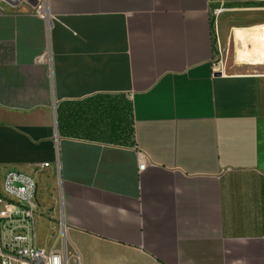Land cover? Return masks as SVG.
Here are the masks:
<instances>
[{
	"label": "crops",
	"instance_id": "0c3cea01",
	"mask_svg": "<svg viewBox=\"0 0 264 264\" xmlns=\"http://www.w3.org/2000/svg\"><path fill=\"white\" fill-rule=\"evenodd\" d=\"M218 1L0 0V178L34 177L36 246L264 264V0Z\"/></svg>",
	"mask_w": 264,
	"mask_h": 264
},
{
	"label": "built area",
	"instance_id": "2783aa9c",
	"mask_svg": "<svg viewBox=\"0 0 264 264\" xmlns=\"http://www.w3.org/2000/svg\"><path fill=\"white\" fill-rule=\"evenodd\" d=\"M10 1V0H9ZM222 10H214L218 15ZM44 17L42 5L35 9ZM140 155L139 169L146 158ZM44 163L43 166H47ZM41 165L35 166L39 171ZM37 183L31 173L20 169L5 171L0 178V259L1 264H80L77 253L68 247L66 228L60 224L55 242L48 247L35 245L34 221L38 212Z\"/></svg>",
	"mask_w": 264,
	"mask_h": 264
},
{
	"label": "rangeland",
	"instance_id": "374dc122",
	"mask_svg": "<svg viewBox=\"0 0 264 264\" xmlns=\"http://www.w3.org/2000/svg\"><path fill=\"white\" fill-rule=\"evenodd\" d=\"M218 2H224V4L222 5V7L220 6L219 8H216V9H214V10H222V12L221 13H223V12H225L227 9H229V8H231V7H233V5H235L234 3H231V2H250V0H219ZM261 2H264V1H261ZM214 10L212 11V14H213V16H218V15H214ZM220 13V14H221ZM253 36V35H252ZM251 36V37H252ZM260 36H264V35H260ZM241 38V37H240ZM244 39H245V37H244ZM262 43H264V40H262ZM248 61H250V60H248ZM242 62V61H241ZM242 63H248L246 60H245V62H242Z\"/></svg>",
	"mask_w": 264,
	"mask_h": 264
}]
</instances>
